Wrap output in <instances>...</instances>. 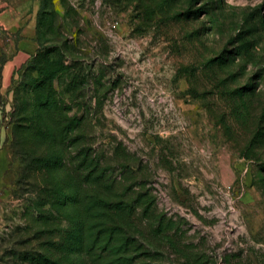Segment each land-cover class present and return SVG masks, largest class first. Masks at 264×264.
<instances>
[{
  "label": "rangeland",
  "instance_id": "374dc122",
  "mask_svg": "<svg viewBox=\"0 0 264 264\" xmlns=\"http://www.w3.org/2000/svg\"><path fill=\"white\" fill-rule=\"evenodd\" d=\"M18 43L38 50L0 83V264H264V0H0V68ZM89 145L108 252L73 250L35 187Z\"/></svg>",
  "mask_w": 264,
  "mask_h": 264
},
{
  "label": "trees",
  "instance_id": "16d2710c",
  "mask_svg": "<svg viewBox=\"0 0 264 264\" xmlns=\"http://www.w3.org/2000/svg\"><path fill=\"white\" fill-rule=\"evenodd\" d=\"M38 52L39 51H37V53ZM35 55L36 53L30 55L24 64L35 61ZM42 75L44 76V79H42L37 85V90L34 95L36 97L35 99L39 101V106L41 108L46 107L45 110L50 112L51 108L54 107L50 100L53 92V76L48 70H44ZM43 98H45V102L40 103ZM41 130L46 131L44 141L47 142L50 138L56 139L55 137L62 132L59 126H56V129L48 126L44 129H42V127H33L27 132L26 136L31 137L33 132L38 133L41 132ZM27 143L29 144V142ZM40 143L41 142L35 141L33 145L47 146L45 143ZM97 154L98 152L92 148V145H89L85 152L82 169L77 167L71 173L60 168L61 178L58 181L54 178L45 179L44 175H41L35 183V187L39 191L42 190V187L44 188L42 190L43 196L41 198L40 206L42 208H52L57 211L60 217L64 216L69 218L72 226L71 229L74 233L71 244L73 250H77V252L80 253L84 252V244L86 242H88V250L92 248V250L98 249L103 250V252H108L110 246L114 242L115 232L103 231L101 228V225H105V217L107 215L106 212L103 214L102 212H99L100 207L98 203L101 200H97L98 197L96 195L88 194L94 192L93 187L96 185L99 187L106 181L105 174L101 167L102 159H100V156ZM53 159L52 156L43 154V156L39 158V161H37L39 165H42V167L39 166V168H42V170L45 168L50 173L53 170L55 163V159ZM40 172L43 173L41 170ZM64 184H66V188L64 187ZM95 191L100 195L103 193L102 191ZM107 205V203L101 205L102 209L100 210H108L106 207ZM94 222L97 224H94ZM81 246H83L82 251H80ZM91 251H89L87 255H89ZM80 253H76L74 256H80Z\"/></svg>",
  "mask_w": 264,
  "mask_h": 264
},
{
  "label": "crops",
  "instance_id": "0c3cea01",
  "mask_svg": "<svg viewBox=\"0 0 264 264\" xmlns=\"http://www.w3.org/2000/svg\"><path fill=\"white\" fill-rule=\"evenodd\" d=\"M19 50L17 54L11 58H8L3 66L0 68V83L1 87H6L13 74V71L21 66L26 59L34 53L37 49V43H18ZM6 159L0 157V168L5 165Z\"/></svg>",
  "mask_w": 264,
  "mask_h": 264
}]
</instances>
